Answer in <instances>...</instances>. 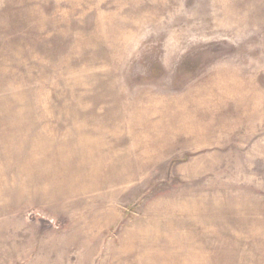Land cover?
Wrapping results in <instances>:
<instances>
[{
    "label": "rangeland",
    "instance_id": "rangeland-1",
    "mask_svg": "<svg viewBox=\"0 0 264 264\" xmlns=\"http://www.w3.org/2000/svg\"><path fill=\"white\" fill-rule=\"evenodd\" d=\"M0 264H264V0H0Z\"/></svg>",
    "mask_w": 264,
    "mask_h": 264
}]
</instances>
